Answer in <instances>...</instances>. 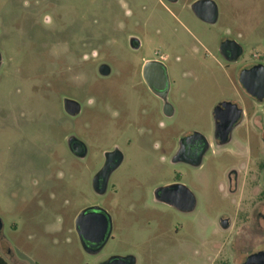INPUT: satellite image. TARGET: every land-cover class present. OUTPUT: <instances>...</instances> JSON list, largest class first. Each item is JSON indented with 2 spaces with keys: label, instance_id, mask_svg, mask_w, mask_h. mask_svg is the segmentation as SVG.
Instances as JSON below:
<instances>
[{
  "label": "rangeland",
  "instance_id": "1",
  "mask_svg": "<svg viewBox=\"0 0 264 264\" xmlns=\"http://www.w3.org/2000/svg\"><path fill=\"white\" fill-rule=\"evenodd\" d=\"M196 1L0 0V254L10 264H93L73 218L96 204L115 227L101 258L241 264L264 249V103L240 85L243 70L264 66V2L213 0L220 16L209 25L195 16ZM227 38L242 46L236 62L221 55ZM160 57L168 58L169 115L139 74L143 60ZM97 62L109 65V78L97 77ZM68 99L80 104L75 117ZM223 103L254 110L221 145L214 111ZM194 134L211 142L202 166L173 162L175 146ZM72 136L87 145L85 160L71 154ZM114 144L124 161L105 205L93 173ZM176 176L197 199L193 213L154 202V188Z\"/></svg>",
  "mask_w": 264,
  "mask_h": 264
},
{
  "label": "flooded vegetation",
  "instance_id": "2",
  "mask_svg": "<svg viewBox=\"0 0 264 264\" xmlns=\"http://www.w3.org/2000/svg\"><path fill=\"white\" fill-rule=\"evenodd\" d=\"M172 1V0H168ZM207 0H197L198 2H204ZM213 1V0H211ZM214 2V1H213ZM264 2V0H263ZM216 6V14L214 18L206 19L200 16L198 13L195 16L209 25H215L219 21V8L217 4L214 2ZM264 4V3H263ZM194 5V3H193ZM192 5V6H193ZM192 8V7H191ZM204 7L201 12L203 15H206L207 11ZM131 50L133 51H140L142 49L141 43L131 38L130 41ZM220 52L223 58L228 62H236L242 56L243 50L242 46L233 39L227 38L223 40L220 44ZM167 57H160L155 59H145L142 61L139 74L144 80L145 84L148 87L150 93L156 98L162 100V104H164V110L167 115L170 114L172 111L171 105L168 102V97L171 91V84H170V76L168 72V68L165 64ZM89 61V58L86 59ZM1 62V58H0ZM261 65L260 63H252L249 67L245 70H250L255 66ZM96 73L99 79H107L111 76L112 70L106 62H97L96 63ZM244 71V70H243ZM242 71V72H243ZM241 79V74H240ZM242 89L244 92L253 99L256 103L262 104L264 103V99L259 100L256 96L250 94L244 85L241 83ZM231 105L237 106V109L241 111L240 117L232 126V129L228 135V138L223 141L221 140L220 136L215 131V138L214 143L219 144H227L231 141L232 133L236 127H238L240 122L243 120L248 119V113L250 110H254L248 107H242L241 105L235 103H229ZM237 109H230L228 112H224V120H229L233 118ZM78 115V114H77ZM76 115V116H77ZM71 116V115H70ZM75 117V116H73ZM223 120V121H224ZM214 123H215V111H214ZM193 136V135H192ZM188 139L190 137L185 138L181 141L180 146L176 145L174 149V160L175 163H184L186 165H190L193 167H201L203 158L206 152L211 147V142L208 141L205 137L198 134L197 137ZM70 139L73 141L72 145L70 146ZM68 139L67 144L69 150L73 156L78 158L79 160H85L88 156V147L84 144L81 140L77 137L72 136ZM113 145L111 150L104 152L103 158L101 163L98 165L96 171L93 173V180H92V187L95 193L100 197H106L109 191L111 178L114 173L120 168L124 161V155L121 149L117 146ZM241 169L244 170V165L240 166ZM260 173V171H259ZM228 180L230 184V191L231 194H236L240 192V175L237 168H231L228 172ZM188 188L181 182L180 176H176V179L172 181H168L164 183L162 186H157L154 188L153 197L154 202L159 203L161 205H165L167 207H171L178 212L182 213H193L197 206V199L193 196V194L189 191L190 197L187 196ZM113 198V194H110L105 199V205L110 198ZM191 201V204H190ZM259 203L262 204L264 207V195L261 196V201ZM84 211V219L83 222L91 223L96 221L93 225H88L84 227V232L82 231V235L79 234L81 232V227H77V218L80 216L81 212ZM260 220L264 222V214L260 213L259 215ZM73 221L75 222V231L78 234V239L81 245L83 252L92 257L94 263L93 264H138V260L135 257H118L115 255H107L104 258H101L100 255L103 253L104 249L107 247L109 241L113 237L114 233V221L106 206L100 205H89L78 211V213L74 216ZM223 221L228 222V226H224ZM219 226L224 231H229L231 229V224L229 219H222L220 217ZM0 234L2 233L3 225L0 221ZM240 235V233H239ZM98 240V242H96ZM264 249L258 250L255 252H250L246 255L244 261L241 264H245L248 258L254 254L263 252ZM12 254L11 250L9 251ZM120 260V263L117 261ZM260 264V263H259Z\"/></svg>",
  "mask_w": 264,
  "mask_h": 264
},
{
  "label": "water",
  "instance_id": "3",
  "mask_svg": "<svg viewBox=\"0 0 264 264\" xmlns=\"http://www.w3.org/2000/svg\"><path fill=\"white\" fill-rule=\"evenodd\" d=\"M206 7V15H203L201 10ZM192 9L194 13L197 15V13L206 19H213L216 14V6L213 1L207 0L204 2H198L194 3L192 6ZM241 83L244 85V87L247 89V91L252 94L253 96H256L259 100L264 99V66L258 65L253 67L250 70H244L241 73ZM230 109H237V106L231 105L229 103H223L219 105L215 109V131L220 136L221 140L225 141L228 138V135L232 129V126L240 117L241 111L237 109V112H235L233 118L229 120H224L222 117H224V112H228ZM65 110L66 112L71 116H76L80 113L81 107L80 104L73 100H65ZM224 120V121H223ZM198 134H194L192 137H197ZM188 139H191L188 138ZM70 146L72 145V140L70 139ZM187 196L190 197L189 191H187ZM191 204V201H190ZM84 219V211L81 212L80 216L77 218V227H81V232H79L80 235H82V231L84 232V227L90 225H93L96 221L91 223H85L83 222ZM224 226H228L227 221H223ZM1 228V225H0ZM98 242V240L96 241ZM120 263V260L117 261ZM264 264V251L254 254L248 258L245 264Z\"/></svg>",
  "mask_w": 264,
  "mask_h": 264
},
{
  "label": "trees",
  "instance_id": "4",
  "mask_svg": "<svg viewBox=\"0 0 264 264\" xmlns=\"http://www.w3.org/2000/svg\"><path fill=\"white\" fill-rule=\"evenodd\" d=\"M0 264H10V263L0 254Z\"/></svg>",
  "mask_w": 264,
  "mask_h": 264
}]
</instances>
